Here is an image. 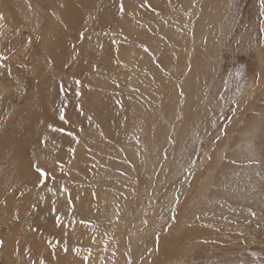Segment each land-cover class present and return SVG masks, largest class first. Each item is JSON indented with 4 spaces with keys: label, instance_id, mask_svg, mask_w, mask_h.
<instances>
[{
    "label": "rangeland",
    "instance_id": "374dc122",
    "mask_svg": "<svg viewBox=\"0 0 264 264\" xmlns=\"http://www.w3.org/2000/svg\"><path fill=\"white\" fill-rule=\"evenodd\" d=\"M68 1L0 0V137L57 71L50 16L70 49L61 124L35 119L22 172L0 160V264H264L262 0H91L66 26Z\"/></svg>",
    "mask_w": 264,
    "mask_h": 264
},
{
    "label": "bare ground",
    "instance_id": "6f19581e",
    "mask_svg": "<svg viewBox=\"0 0 264 264\" xmlns=\"http://www.w3.org/2000/svg\"><path fill=\"white\" fill-rule=\"evenodd\" d=\"M71 2H75L77 6ZM86 2L87 3H93L94 1H91V0H86V1L85 0L84 1L83 0H81V1L80 0H69L68 1L66 7L61 10L62 12L60 11V13L64 16L66 26H68V25L78 26V22H79L78 19H80L82 17V15H84L86 13V11L89 10V7L86 6ZM6 3H8V8H10L13 11L16 3H13L12 0H6ZM12 5H14V6H12ZM18 14L20 15L21 12L20 13L18 12ZM21 16L22 15H20V17ZM50 18L51 19H50L49 24H48L46 35L42 38V40L40 39V50H42V52H44V50H46L45 54H49L55 60L54 63L56 65L57 71H54L55 67L52 69L53 71H43L44 68H42L41 70L39 69L37 73H35V75L33 77L34 79L31 82L32 88H31V92L29 95L30 99L28 101H26L24 104H22L16 110L15 114L12 116V118L10 119V121L8 122L6 127L4 128V130L2 132V136L0 137V160L2 159L3 161L4 160L8 161V158H9V160H12V159L14 160L13 157L15 155V160H17V168L20 172H22V168L25 167L26 165L35 164V163H32L30 156L26 157V159H25L23 157V154H21V151L26 150L28 144L30 143L29 139H30L31 133L37 132V131H38V133H40L43 130L44 120H51L53 122H57L58 124H61V122H59V119L61 116L55 110V106L53 103L57 98H59L61 96V90L59 91V88H58L59 86L57 88L53 87V84H54L53 78H55L57 76V73H59V72L61 73V71L58 69H61V67H63L67 63V62L65 63V60H67V56L69 55L68 50H70V49L67 46V43L69 42V40L66 38L65 35L62 36V33H64L63 32L64 26L60 25V24L55 25V23L53 21L54 17L50 16ZM80 21H82V20H80ZM69 34H70V36H73L72 33H69ZM32 41H33L32 36L28 37V38H24L21 45H20V48L19 49L17 48L18 51L16 53H13L9 60H13L15 58L21 59V57L28 52V50L31 46L30 44ZM70 54H72V52ZM20 65L21 64H19L18 66H20ZM20 67L25 68V66H23V65H21ZM29 69L31 70V68H29ZM21 70H23V69H21ZM50 74H53L52 77L50 76ZM9 97L10 96H7L6 99L3 100L2 97L0 96V101L1 100L7 101L9 99ZM53 97L54 98L56 97V99L54 100ZM51 98H53V100H54L53 102L51 101ZM55 105H56V103H55ZM38 117H40L39 119H41L43 117L44 120L38 119V121H35V119ZM46 132L43 131L41 134H39V136L37 137L35 142L40 143L43 134ZM47 134L50 138L52 137L51 135L55 136V134H52L50 132H47ZM45 146L49 147L50 144L49 145H47L45 143L40 144L39 151L44 150ZM35 150H36V148H35ZM33 151L34 150L32 147V153H33ZM28 155H29V153H28ZM36 158H34L35 162L38 160ZM9 163L13 165L14 161L12 163L10 161ZM8 169L12 170V167L11 168L9 167ZM6 176H7L6 173L2 172V168H1L0 169V178L3 177V180L6 179V181L11 179L10 177L8 178ZM34 176L39 178V174H37V173H34ZM16 192L18 193V191H16ZM16 192H15V194H16ZM21 196H23V195H21ZM23 202L24 201H21L20 203H23ZM18 206H21V205H18ZM18 210L20 211V208H18ZM6 211H7V209L4 207L3 210H1L0 214H4V215L7 214V217L5 215L6 218H9L10 216H12L13 212L10 211L11 212V213H9L10 216H8V212H6ZM6 220H8V219H6ZM13 231H15V233L17 232L16 226L11 227V231H9V232H13ZM18 233H16L17 234L16 238H15L16 234H12V236H13L12 239H14L16 241L19 240L20 234H18ZM9 234H11V233H9ZM8 238H9V236H8ZM16 241H15V243H16ZM8 242H9V239H8ZM12 242H14V241H12ZM9 243L6 244V245H8V247L13 246L12 243H10L12 245H9ZM17 243H18V241H17ZM6 245H4L3 248H5ZM17 248H18V245H15L11 248L9 247V249L6 250L7 251V260H8L7 263L8 264H21V263L27 264L25 262V260L23 261V259L25 258L24 255L22 258V253L20 252L19 249L17 251Z\"/></svg>",
    "mask_w": 264,
    "mask_h": 264
},
{
    "label": "crops",
    "instance_id": "0c3cea01",
    "mask_svg": "<svg viewBox=\"0 0 264 264\" xmlns=\"http://www.w3.org/2000/svg\"><path fill=\"white\" fill-rule=\"evenodd\" d=\"M30 261V260H29ZM1 264H4V261H1ZM21 264H25V263H21Z\"/></svg>",
    "mask_w": 264,
    "mask_h": 264
},
{
    "label": "snow or ice",
    "instance_id": "6c2138e0",
    "mask_svg": "<svg viewBox=\"0 0 264 264\" xmlns=\"http://www.w3.org/2000/svg\"><path fill=\"white\" fill-rule=\"evenodd\" d=\"M262 6H264V0H262Z\"/></svg>",
    "mask_w": 264,
    "mask_h": 264
}]
</instances>
